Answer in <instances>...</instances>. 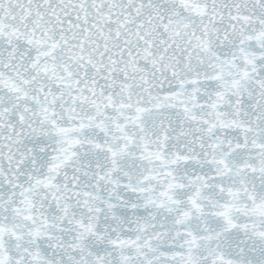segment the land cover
<instances>
[{"label":"snow or ice","instance_id":"obj_1","mask_svg":"<svg viewBox=\"0 0 264 264\" xmlns=\"http://www.w3.org/2000/svg\"><path fill=\"white\" fill-rule=\"evenodd\" d=\"M0 264H264V0H0Z\"/></svg>","mask_w":264,"mask_h":264}]
</instances>
